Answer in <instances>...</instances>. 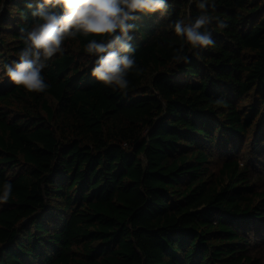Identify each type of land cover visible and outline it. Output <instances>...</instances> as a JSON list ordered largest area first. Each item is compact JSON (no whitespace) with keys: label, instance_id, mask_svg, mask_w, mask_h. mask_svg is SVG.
Here are the masks:
<instances>
[{"label":"trees","instance_id":"trees-1","mask_svg":"<svg viewBox=\"0 0 264 264\" xmlns=\"http://www.w3.org/2000/svg\"><path fill=\"white\" fill-rule=\"evenodd\" d=\"M27 2L0 0V264H264V0H209L227 27L189 63L171 25L196 0L136 13L126 91L92 76L85 45L108 37L78 34L42 93L4 69Z\"/></svg>","mask_w":264,"mask_h":264},{"label":"clouds","instance_id":"clouds-1","mask_svg":"<svg viewBox=\"0 0 264 264\" xmlns=\"http://www.w3.org/2000/svg\"><path fill=\"white\" fill-rule=\"evenodd\" d=\"M191 2V0H190ZM200 15L177 19L171 27L182 43L174 49L172 60L177 64L189 63L185 45L192 49H206L215 45L208 26L216 21L217 27L227 24L209 14L214 4L209 0H196ZM34 22L20 28L24 47L18 53V60L5 64L4 69L10 81L28 92L42 93L48 89L43 69L47 61L57 53L63 54L64 42L77 35L108 37L92 39L85 45V52L95 57L92 68L94 76L103 85L113 90L126 91L129 88V74L139 68L135 60L133 33L138 25L130 23L139 17L136 13L168 14V0H29L25 5ZM26 18L27 13H22ZM221 103V101H217ZM12 193V184L5 182L0 202H7Z\"/></svg>","mask_w":264,"mask_h":264},{"label":"rangeland","instance_id":"rangeland-1","mask_svg":"<svg viewBox=\"0 0 264 264\" xmlns=\"http://www.w3.org/2000/svg\"><path fill=\"white\" fill-rule=\"evenodd\" d=\"M250 141H252V138H249L247 142H250ZM248 145H249V144H245V147L247 146V154L249 153V154L252 155V153H250V151H249V149H248V148H249ZM245 153H246V150H245ZM257 251H258V254H259L258 256L264 258V244L261 245V246H259V247H257Z\"/></svg>","mask_w":264,"mask_h":264}]
</instances>
